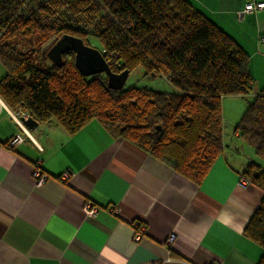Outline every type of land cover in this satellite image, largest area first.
I'll list each match as a JSON object with an SVG mask.
<instances>
[{"label":"crops","instance_id":"1","mask_svg":"<svg viewBox=\"0 0 264 264\" xmlns=\"http://www.w3.org/2000/svg\"><path fill=\"white\" fill-rule=\"evenodd\" d=\"M185 1L247 53L253 94L263 90L264 10L242 19L237 13L264 0ZM4 74L0 65V79ZM15 116L0 98V264L259 261L261 247L243 232L264 194L239 180L247 164L264 170V161L237 133L227 134L223 111V150L200 184L97 120L67 134L53 121L29 131ZM16 135L21 142L7 146ZM34 168L47 175L41 186L33 182ZM88 203L96 208L92 217Z\"/></svg>","mask_w":264,"mask_h":264},{"label":"trees","instance_id":"2","mask_svg":"<svg viewBox=\"0 0 264 264\" xmlns=\"http://www.w3.org/2000/svg\"><path fill=\"white\" fill-rule=\"evenodd\" d=\"M0 32V98L18 116L67 134L97 120L200 184L223 150L222 99L252 96L233 133L264 161V89L253 94L249 57L185 0H0ZM62 35L94 38L112 72L141 67L168 90L108 89L104 75L78 72L72 52L53 65L45 53ZM242 175L264 194V170L250 162ZM243 234L264 264V195Z\"/></svg>","mask_w":264,"mask_h":264},{"label":"water","instance_id":"3","mask_svg":"<svg viewBox=\"0 0 264 264\" xmlns=\"http://www.w3.org/2000/svg\"><path fill=\"white\" fill-rule=\"evenodd\" d=\"M68 52L74 54V66L83 77L104 75L108 89L115 91L123 89L129 71L112 72L99 49L85 45L79 38L62 35L49 46L45 56L53 65L60 67L62 55ZM18 119L29 131H33L38 126V123L29 117L26 119L19 117ZM157 130H160V127Z\"/></svg>","mask_w":264,"mask_h":264},{"label":"rangeland","instance_id":"4","mask_svg":"<svg viewBox=\"0 0 264 264\" xmlns=\"http://www.w3.org/2000/svg\"><path fill=\"white\" fill-rule=\"evenodd\" d=\"M89 42L92 47L99 48V45L94 38H90ZM43 61L46 64H49L48 61ZM132 85L136 87H148L149 89L168 90V84L166 81H164L163 79H149L145 77L144 70L141 67H136L129 73L124 84V88ZM250 100L251 97L224 98L223 103L227 102L228 105L226 108H222V111L224 112L226 120V122L224 123V128L228 135H233V129L246 110V107ZM237 107H239V109Z\"/></svg>","mask_w":264,"mask_h":264},{"label":"built area","instance_id":"5","mask_svg":"<svg viewBox=\"0 0 264 264\" xmlns=\"http://www.w3.org/2000/svg\"><path fill=\"white\" fill-rule=\"evenodd\" d=\"M260 10H264V3L260 2V3H253V2H248L247 4H245L244 8L239 11L237 13V18L242 19L245 15L251 14L255 11H260ZM1 35V32H0ZM261 42H264V38H261L260 40ZM17 117H22L24 119L28 118V116L25 113H21L20 116H15V119L17 120V122L19 123ZM24 133L28 135L27 131L24 130ZM19 142H21V137L19 135H16L13 139H11L9 142H7V146L11 147L14 146L16 144H18ZM63 179H67L69 177V174L65 173L61 176ZM32 179L33 182L36 186H41L43 185L47 178V175L42 172L39 168H34L33 172H32ZM239 184L240 185H246L249 184V181L247 179H245L244 177H241L239 180ZM85 214L87 216H94L96 213V208L91 206L89 203L85 205ZM142 231H143V227H141L140 232H137L135 234L134 237V241L137 242L141 239L142 237ZM171 241V237L167 240V243H169ZM211 264H218V263H211Z\"/></svg>","mask_w":264,"mask_h":264}]
</instances>
